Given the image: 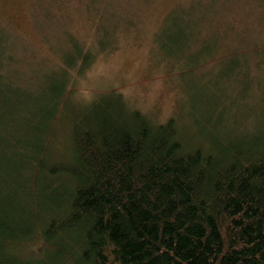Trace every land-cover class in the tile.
Instances as JSON below:
<instances>
[{
  "label": "trees",
  "instance_id": "trees-1",
  "mask_svg": "<svg viewBox=\"0 0 264 264\" xmlns=\"http://www.w3.org/2000/svg\"><path fill=\"white\" fill-rule=\"evenodd\" d=\"M76 57L79 73L94 60ZM67 80L19 102L35 139L0 143V264H264V111L249 132L222 110L190 148L175 120L157 125L110 92L80 109L56 159L44 140ZM209 92L196 109L216 111ZM35 240L39 258L7 257Z\"/></svg>",
  "mask_w": 264,
  "mask_h": 264
},
{
  "label": "rangeland",
  "instance_id": "rangeland-1",
  "mask_svg": "<svg viewBox=\"0 0 264 264\" xmlns=\"http://www.w3.org/2000/svg\"><path fill=\"white\" fill-rule=\"evenodd\" d=\"M79 50L94 57L82 73ZM65 79L44 140L56 159L69 153L80 109L110 92L157 125L175 120L190 148L205 145L222 110L221 124L236 119L251 132L263 125L264 0H0L1 150L12 133L39 135L23 123L22 98ZM209 91L216 111L196 109ZM40 244L22 241L7 257L37 259Z\"/></svg>",
  "mask_w": 264,
  "mask_h": 264
}]
</instances>
